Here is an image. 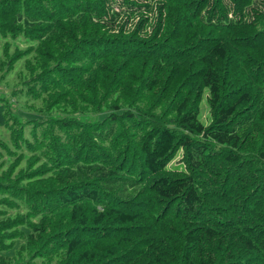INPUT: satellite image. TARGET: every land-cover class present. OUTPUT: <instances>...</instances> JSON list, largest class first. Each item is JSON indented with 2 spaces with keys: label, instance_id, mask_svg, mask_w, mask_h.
<instances>
[{
  "label": "trees",
  "instance_id": "trees-1",
  "mask_svg": "<svg viewBox=\"0 0 264 264\" xmlns=\"http://www.w3.org/2000/svg\"><path fill=\"white\" fill-rule=\"evenodd\" d=\"M1 86L0 264H264V0H0Z\"/></svg>",
  "mask_w": 264,
  "mask_h": 264
},
{
  "label": "rangeland",
  "instance_id": "rangeland-1",
  "mask_svg": "<svg viewBox=\"0 0 264 264\" xmlns=\"http://www.w3.org/2000/svg\"><path fill=\"white\" fill-rule=\"evenodd\" d=\"M8 88L1 86L0 87V96H7ZM201 117L204 122H208L209 111L206 102L204 101L201 106ZM181 157L177 156V158L170 164V169H181L182 166L180 164Z\"/></svg>",
  "mask_w": 264,
  "mask_h": 264
},
{
  "label": "bare ground",
  "instance_id": "bare-ground-1",
  "mask_svg": "<svg viewBox=\"0 0 264 264\" xmlns=\"http://www.w3.org/2000/svg\"><path fill=\"white\" fill-rule=\"evenodd\" d=\"M17 260V259H16Z\"/></svg>",
  "mask_w": 264,
  "mask_h": 264
}]
</instances>
